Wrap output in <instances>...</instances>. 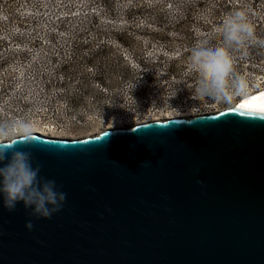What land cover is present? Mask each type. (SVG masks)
Segmentation results:
<instances>
[{
  "label": "water",
  "instance_id": "1",
  "mask_svg": "<svg viewBox=\"0 0 264 264\" xmlns=\"http://www.w3.org/2000/svg\"><path fill=\"white\" fill-rule=\"evenodd\" d=\"M245 99L0 145L31 151L66 193L50 219L0 200V264H264V112Z\"/></svg>",
  "mask_w": 264,
  "mask_h": 264
},
{
  "label": "rangeland",
  "instance_id": "2",
  "mask_svg": "<svg viewBox=\"0 0 264 264\" xmlns=\"http://www.w3.org/2000/svg\"><path fill=\"white\" fill-rule=\"evenodd\" d=\"M192 1L0 0V57L10 54L13 58L0 69V121L26 116L43 133H48L47 136L78 139L99 134L106 128L131 125L124 114L132 109L143 111L136 117L137 122L153 120L151 117L155 115L162 119H167L166 115H194L189 109L153 112L150 96L157 83L147 85L149 94L143 86L147 75L159 73L160 67L150 63L148 67L138 65L144 59L154 62L160 56L161 44L148 41L146 36L160 30V18L156 21L154 15L166 12L164 2H172L171 12L165 13L172 18L178 11L176 5ZM247 8L255 27L259 26V16L263 15L260 7ZM248 51L238 53L234 65L240 62L245 71L239 72L264 86V61L257 65ZM90 55L93 66L101 67L102 85L111 90L110 95L96 97L97 104L89 92L96 95L100 87L98 81L80 84L75 78L64 84L60 75L65 74L61 69L63 64ZM122 60L124 62L120 64ZM124 63L128 64L129 69H126L131 76L118 82L115 68L122 69L120 66L125 67ZM88 68L78 66L69 73L84 76L89 73ZM84 87H87L85 95L75 97ZM70 98L81 101L75 112L66 104ZM223 108L215 104L197 110L195 114ZM74 117L80 123L74 125ZM41 130L33 132L41 134Z\"/></svg>",
  "mask_w": 264,
  "mask_h": 264
},
{
  "label": "clouds",
  "instance_id": "3",
  "mask_svg": "<svg viewBox=\"0 0 264 264\" xmlns=\"http://www.w3.org/2000/svg\"><path fill=\"white\" fill-rule=\"evenodd\" d=\"M249 48L264 50V34L257 33L248 8L241 6L224 15L218 35L205 33L191 44L190 66L198 74V95L217 104L233 106L260 88L262 82L234 67L237 54ZM255 103L264 112V96L256 97ZM33 130L34 123L26 116L0 121V145L18 138L28 141ZM41 167L31 151L0 147V200L6 211H15L22 202L26 212L31 209L28 213L31 217L50 219L62 209L66 193L55 180L40 175ZM25 227L33 228L31 220Z\"/></svg>",
  "mask_w": 264,
  "mask_h": 264
},
{
  "label": "trees",
  "instance_id": "4",
  "mask_svg": "<svg viewBox=\"0 0 264 264\" xmlns=\"http://www.w3.org/2000/svg\"><path fill=\"white\" fill-rule=\"evenodd\" d=\"M171 3L172 2H164L163 4L167 13L163 11L161 14L154 15L156 21L160 18V30L154 31L152 35L146 36L148 41L151 39L161 44L162 51L160 52V56L154 62L149 58L147 60H142L140 64L136 62L140 67H148L149 63L153 66L154 64H159L158 67H160L159 73L151 74L150 77L147 75L146 84L143 86L149 94V89H146L147 85L157 83V85H155L157 88L150 96L152 99V111L155 113H168L172 110L184 111L193 108L202 109L206 105L213 104L227 107V105L214 103L198 95L196 91L198 74L190 66L191 44L202 34L216 32L218 35L220 21L224 15L232 9L241 6H248L254 9L260 7V12H262L263 15L259 16V26H256V30L258 34H264V0H194L190 4L181 3L176 5L178 11L172 18L166 15L171 12L169 10V8L172 7ZM1 44L2 41H0V45ZM248 50V54L253 56L258 63L264 60V54H261L264 50L257 48H249ZM90 58L91 55L84 59H73L66 62L61 66L65 74L63 73L60 75L64 80V84H66V81H71V79L74 80L75 78L80 84L83 81H98L100 87L98 91L95 92L96 95L89 92V94L94 96L93 101L97 104L95 101L97 100L96 97L110 95L111 90L102 85L103 74L100 70L101 67L98 69L97 66H93L94 62H92ZM12 59L13 58H10V54L6 55L5 58L0 57V69L4 67L3 65H5V62H9ZM121 62L120 64H123L124 60ZM82 65L89 67V73L77 77L69 73L70 70H75L76 67ZM92 67H94L95 70H93ZM120 67L122 69H120L119 66L115 68V73L118 74V82H123L126 77L130 79L131 75H129L126 69L128 68V64H125V67ZM234 67L238 72L244 70L240 62H237ZM248 68L249 67L245 69ZM85 88L87 87H84L83 91H79L78 94H75V97H83L85 95ZM66 104L70 110L75 112L77 111L76 108L81 105V101L77 99L73 101L70 98ZM99 105L105 106L102 104ZM128 107L129 106L126 107L127 110H129ZM142 112V109H132L130 112L126 111L124 116L127 119L136 118L140 117ZM72 120L74 121V125L80 123V120L77 121V117L72 118Z\"/></svg>",
  "mask_w": 264,
  "mask_h": 264
},
{
  "label": "bare ground",
  "instance_id": "5",
  "mask_svg": "<svg viewBox=\"0 0 264 264\" xmlns=\"http://www.w3.org/2000/svg\"><path fill=\"white\" fill-rule=\"evenodd\" d=\"M260 96H264V86L263 87H261V88H258L257 90H255L254 92H252V94L250 95V96H248V97H245L246 99L241 103V104H243V103H252V104H256L255 103V98L256 97H260ZM240 105V104H239ZM198 109L197 108H194V111H192V110H189V113L190 114H195L196 113V111H197ZM165 117H167V118H171L170 116H168V115H166ZM151 119H153V120H158V119H160V117L157 115H155V116H153V117H151ZM128 123H130L131 125L133 124V123H135V124H133V125H136V124H138V123H140V122H137V118H131L129 121H128ZM119 127V126H118ZM39 130H41L40 129V127L37 125V124H34V130L33 131H36V132H39ZM45 132H47V131H45ZM35 132H33V134H34ZM41 134H48V133H43L42 132V130H41V132H40ZM54 135V134H53Z\"/></svg>",
  "mask_w": 264,
  "mask_h": 264
},
{
  "label": "built area",
  "instance_id": "6",
  "mask_svg": "<svg viewBox=\"0 0 264 264\" xmlns=\"http://www.w3.org/2000/svg\"><path fill=\"white\" fill-rule=\"evenodd\" d=\"M264 61V60H263ZM262 62V61H261ZM257 65H258V62H257ZM261 87H263V86H261ZM260 87V88H261ZM254 92V91H253ZM213 105H215V104H213ZM208 106H212V105H206L205 107H208ZM194 109V108H193ZM198 109V108H197ZM189 110H191V109H189ZM198 110H200V109H198ZM175 111H179V110H175ZM198 114V113H197ZM195 115V114H194ZM199 115V114H198Z\"/></svg>",
  "mask_w": 264,
  "mask_h": 264
},
{
  "label": "flooded vegetation",
  "instance_id": "7",
  "mask_svg": "<svg viewBox=\"0 0 264 264\" xmlns=\"http://www.w3.org/2000/svg\"><path fill=\"white\" fill-rule=\"evenodd\" d=\"M42 135H43V136H47V135H49V134H45V135H44V134H42Z\"/></svg>",
  "mask_w": 264,
  "mask_h": 264
}]
</instances>
